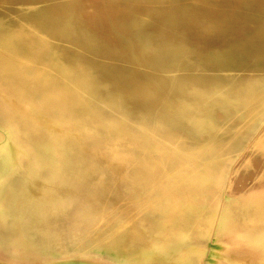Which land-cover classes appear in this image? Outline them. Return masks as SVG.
I'll return each instance as SVG.
<instances>
[{
  "label": "bare ground",
  "instance_id": "bare-ground-1",
  "mask_svg": "<svg viewBox=\"0 0 264 264\" xmlns=\"http://www.w3.org/2000/svg\"><path fill=\"white\" fill-rule=\"evenodd\" d=\"M141 23L126 71L69 18L38 6L0 17V264H264V31L213 55L143 36ZM88 152L116 177L155 169L163 201L213 184L208 215L151 235L134 209H99L86 178L99 185L105 172Z\"/></svg>",
  "mask_w": 264,
  "mask_h": 264
},
{
  "label": "rangeland",
  "instance_id": "rangeland-1",
  "mask_svg": "<svg viewBox=\"0 0 264 264\" xmlns=\"http://www.w3.org/2000/svg\"><path fill=\"white\" fill-rule=\"evenodd\" d=\"M0 3V17L15 12L18 6H38L55 20L69 18L76 27L89 30L99 47L112 49L115 70H129L132 55L138 53L135 39L137 30L131 26L135 20H143L138 31L143 36L146 34L147 37H156L175 45L183 43L202 54L213 55L217 51L222 53L232 46H239L243 41L242 45H246L253 37H256V41L262 40L258 34L264 31V0H0ZM254 31L258 33L255 35ZM69 53L74 55L73 51ZM126 86L128 89L132 87L131 83H126ZM127 143L128 140L120 142L119 150L127 151ZM99 146L101 150L113 147L104 143ZM87 155L105 172L106 180L93 185L92 181L97 175L92 171L86 178L85 192L98 200L99 209L108 211L115 206L134 209L136 223L140 224L144 218L151 235L164 226L178 224L182 219L209 213L215 196L213 184L179 193L170 187V197L173 198L163 201V194L158 195L154 190L157 186L163 188L168 181L160 177L155 169L136 165L120 178L114 175L111 168L105 167L106 159L102 154L88 152ZM135 155L141 162L150 160V155L137 149ZM130 196L134 197V202ZM146 197H150L151 205L149 212L143 214L142 208L147 207L144 205ZM231 206L238 209L235 204ZM77 214L76 210H72L67 218H59L57 229L63 233L72 229L70 224L77 218ZM202 243V240L195 241L197 245ZM88 244L84 243L81 248ZM63 245L70 250L75 247L69 239ZM105 256L115 259L114 256Z\"/></svg>",
  "mask_w": 264,
  "mask_h": 264
}]
</instances>
